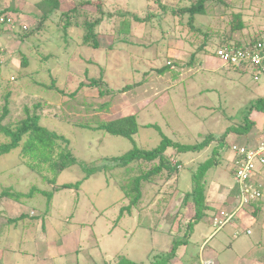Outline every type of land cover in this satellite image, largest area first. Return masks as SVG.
Masks as SVG:
<instances>
[{"label":"rangeland","instance_id":"374dc122","mask_svg":"<svg viewBox=\"0 0 264 264\" xmlns=\"http://www.w3.org/2000/svg\"><path fill=\"white\" fill-rule=\"evenodd\" d=\"M42 1L0 0V14L7 12L10 20L0 32V115L8 107L6 121L24 118V106L40 103L44 114L41 125L64 136L80 163L98 167L111 165L105 158L123 156L134 143L102 130L82 128L80 123L97 127L101 121L136 114L139 132L134 140L141 149L157 148L163 136L190 146L208 137L211 143L200 152L179 154L180 172L169 180L168 174L151 178L142 188L139 206L130 212L126 207L131 201L124 196V189L130 178L153 169L152 163L135 171H131L134 165L109 173L99 171L89 179L77 164L66 169L55 186L42 182L22 164L20 149L1 155L0 250H5L6 241L14 246L20 243L22 252L34 247L33 234L43 224L38 238L47 239L49 248L63 242L66 251L60 256L78 250L81 264H118L122 258L136 264H199L200 247L215 227L207 216L190 224L197 206L193 197L184 202V196L193 191L194 173L210 161L201 181L206 202L207 198L217 199L226 186L236 188L232 146L245 145L247 140L234 131L245 126L246 117L255 122L252 132L264 129V113L251 110L253 104L264 100V75L258 76L252 68L223 65L206 50L192 59L204 35L195 36L189 14L183 16L178 9L198 0H91L88 5L85 2L89 0H60L61 10L36 29L43 20L37 8ZM227 1L229 9L219 1L208 2L207 14L197 16L193 25L203 33L212 30L215 36L230 37L231 43L250 42L264 27V0ZM98 2L99 6L95 5ZM73 6L79 9L71 20L79 15L80 28L66 32L62 14ZM125 12L130 18L132 14L141 18L151 15V20L139 23L132 18L131 30L126 33L120 15ZM231 12L240 13L244 23V28L234 33L228 25ZM100 16L103 22L95 28L100 46L94 48L92 41H83L85 22ZM32 30L35 33L26 36ZM218 41L213 38L208 48ZM198 58L202 60L197 62ZM92 78L100 85L85 86L70 97L81 82L90 84ZM105 90L107 94L102 95L100 91ZM148 125H158L160 130ZM248 138L251 140L250 135ZM8 141L0 133V145ZM168 152L174 154L175 150ZM262 170L258 166V173ZM79 182V188L57 190ZM46 193H54L52 199ZM181 207L182 227L170 234ZM246 208L238 211L239 216ZM8 222L20 224L16 228ZM252 230L254 235L242 232L240 237L250 241L255 236ZM219 232L210 246L224 236L225 231ZM238 246L233 248H242ZM152 249L155 252L151 253ZM22 252H14L16 264H30L23 263L26 257ZM233 259L231 250L220 257L224 264H233Z\"/></svg>","mask_w":264,"mask_h":264},{"label":"trees","instance_id":"16d2710c","mask_svg":"<svg viewBox=\"0 0 264 264\" xmlns=\"http://www.w3.org/2000/svg\"><path fill=\"white\" fill-rule=\"evenodd\" d=\"M219 1L222 4L226 5V9H229V2L227 0H198L195 5H192L188 8H180L178 11H180L181 15L185 16L186 14H189V19L191 21V27L193 29L192 33H195V36H198V33H201L204 35L203 42L198 44V47L196 48V51L194 54H192V59L196 58L195 53H200L205 51L206 54L211 53L212 55L216 54V49L218 46H225L228 45L230 37H222L221 36H215V33L212 30H209L210 32L203 33L201 30H199L197 27L193 25L194 20H196V17L199 15H206L207 14V3L208 2H215ZM93 1L89 0L86 1L85 4H91ZM63 3L60 0H44L41 3L37 4V8L39 9V12L42 13L41 16L43 20L38 23V27L36 29H39L40 25L44 23L46 20L51 18L53 15H55L58 11L61 10V6ZM95 5L99 6V2L95 3ZM83 6V5H82ZM161 6V5H160ZM70 7V5L68 6ZM78 7L73 6L71 8H68L67 11L63 12L62 18L65 20V24L63 25L64 31H69L70 28H80L81 21L79 20V15H77L75 20H71V17L74 13L78 12ZM161 9L165 10L164 6H161ZM16 11L17 10H12ZM19 12V11H18ZM101 14H104L103 10H101ZM122 17H124L123 23H122V31L129 33L131 30V21L134 19L136 22L139 23H146L151 20V15L146 16L144 18H141L137 14H132V18L129 17V14L127 12L120 14ZM230 19L228 22V25L231 28V32L234 33L238 30H242L244 28L243 23V17L240 13H229ZM0 16H6L7 12H2ZM91 18V17H90ZM103 16L98 17L97 19H88V21L85 22V34L83 37V41L85 43H91L93 44L94 48H99V40L97 38V33L95 32V28H97L102 22H103ZM24 20L26 18L24 17ZM24 22L22 24L20 23V26L22 28ZM27 29V28H25ZM261 30H259V36L257 35L254 37L251 42L255 43L258 41L261 36L264 33V27H260ZM2 32V30L0 31ZM33 33H35V30H32L26 36H30ZM219 35V34H218ZM213 38H219L218 45L215 44L214 48H208V46L211 45L210 42H212ZM236 44V46H242L241 41H235L233 42ZM195 44V43H193ZM217 47V48H216ZM209 52V53H208ZM216 56V55H215ZM198 57V56H197ZM202 59L198 58L197 62H200ZM233 68H238L236 66H231ZM169 68V67H167ZM167 68H164L163 70H166ZM162 70V71H163ZM100 81L96 80L94 78L91 79L90 84H85L81 82L78 89L70 95V97L77 96L78 92L81 88L85 86H98L100 85ZM63 92V91H62ZM102 95L107 94V91H100ZM65 94V92H63ZM72 99V98H71ZM25 110V117L20 118L17 121H13V119L10 117L7 121V117L10 115V109L8 107H5L3 110V114L0 115V133L4 134L8 138L7 143H3L0 145V156L7 154L13 150L20 149V157L21 162L23 165H26L32 172L36 173L40 179L45 182L52 185L57 184V179L59 176L69 167L75 166L79 164L81 168L83 169L85 173V179H89L93 174L97 172H107L115 170L117 168H126L131 167V171L135 170H141L143 165H149L152 163L155 165L152 167L150 171L147 173H144L142 175H137L135 177L130 178L129 186L124 189V196L126 198L130 199L131 203L130 206L126 207V210L129 212L136 206H139V203L142 199V188L145 186L148 182H151V178L154 176H163L167 175L166 179L169 180L173 175H176L180 172V169H182V164L179 158V154H184L187 152H200L205 149L207 145L211 143L210 137H208L203 142L190 146V145H184L179 142H175L171 139H169L166 136H163V140L161 144L152 150H144L139 148L136 145V142L134 140V137L139 132V124L137 121V115L136 114H129V115H123L115 120H109V121H101L97 123V127H92L88 123H80L79 126L82 128H89V129H96V130H102L106 133L112 135V136H118L130 139L134 143V148L124 154L120 157H109L105 158L106 160L111 162V165H107L104 167H98V166H89L88 164H82L78 161L76 157L72 154L70 147L68 148L69 141L64 137L56 134L55 132L45 128L41 125V120L44 116V114L41 112L42 107L40 103H37L33 105L32 107H29L28 105L24 106ZM251 110H257L264 113V100H260L257 103L253 104L251 106ZM249 113V112H248ZM245 126L237 128L234 133L237 137L245 136L246 140L249 142L250 139L248 138L249 135L252 139V130L254 128L255 122L249 121V119L245 118ZM149 127H155L156 129L160 130L158 125H148ZM223 144V143H222ZM65 145V146H64ZM221 147H224L221 145ZM170 148H174L175 153L171 154L168 152ZM173 159H176V162L173 163ZM211 161L206 164L204 167H200L197 172L194 173V179L196 181V184L193 191L187 195L184 196V202L189 198L193 197V201L196 204V215L194 217V221H191L190 224L197 223L198 221L202 220L203 217L206 215L205 209L207 208L206 205V192L205 187L203 185L202 178L204 173L207 172V167L211 166ZM233 173V172H232ZM81 185V182L77 183L76 185H63L61 188H58L57 190L61 189H74L79 188ZM55 190V192L57 191ZM8 194V193H5ZM10 195V194H9ZM46 195L49 197V199H52L54 193H46ZM188 203V201H187ZM190 203V202H189ZM184 218V211L183 207L179 208L177 211V215L171 224V230L170 234H176L174 233V230L177 228H180V224ZM191 226H189L190 228ZM185 241V240H184ZM164 261V260H162ZM161 261V262H162ZM108 264V263H106ZM118 264H136L134 262H131L129 260H126L125 258H122L121 261ZM157 264V263H152ZM161 264V263H159Z\"/></svg>","mask_w":264,"mask_h":264},{"label":"crops","instance_id":"0c3cea01","mask_svg":"<svg viewBox=\"0 0 264 264\" xmlns=\"http://www.w3.org/2000/svg\"><path fill=\"white\" fill-rule=\"evenodd\" d=\"M9 10H17V8H11ZM254 180L261 182L264 181L263 170L262 172L256 174ZM238 195L239 190L238 186L236 185V188L234 186H226V189L220 192L217 199L212 200L213 202L207 198L206 209L209 214L206 212L205 216L209 217L211 222V220L213 221V218L219 215L221 212L236 211L238 209ZM239 210H237V213ZM237 213L236 219L232 224L225 226L224 229L222 228L223 230H216L215 228V231L211 232L205 238L200 247L198 257L199 264H206V262H211V264H214V262H216V264H224V262H221L220 257L230 250L233 251L235 256V259H233L232 262L233 264H264V198L248 206V208L244 210L242 215L239 216L240 213ZM19 224L20 223L16 225L8 222L7 225H9L10 227L16 225L17 228ZM41 228H43V224L42 226L37 227L33 234L34 247H29V249L24 252H22V245L20 243H17L14 246V244H12L11 242L6 241V243H4L5 250H0V263L2 264L3 262L4 264H16L15 259L17 258V256H15L14 252H22L26 257L23 260V263H25L26 261H30V264H55L54 262L58 261L57 264H81L79 256L80 253L76 249L75 251L69 252L66 255L60 256L66 251L63 250V242L60 246L56 245L58 243H54V245H51V247L49 248L47 239L38 238V231ZM252 229H255V236L250 239V241H245L240 237L242 236V232H245V234L249 236L254 235V231ZM219 231H225L224 236L221 237V239L215 246H210L215 237L219 235ZM28 241H31V239H29ZM77 245L78 243H76L75 246ZM156 245V250H158L159 252L158 243ZM234 245L242 246V248L234 249ZM243 246H248V248L243 249ZM152 250L153 251L151 253L155 252V249ZM164 250L165 249H163V251Z\"/></svg>","mask_w":264,"mask_h":264},{"label":"built area","instance_id":"2783aa9c","mask_svg":"<svg viewBox=\"0 0 264 264\" xmlns=\"http://www.w3.org/2000/svg\"><path fill=\"white\" fill-rule=\"evenodd\" d=\"M6 16H0V31L7 22ZM8 26V25H7ZM6 29V28H5ZM236 46L229 42L228 45L216 49V57L226 66H236L243 70L254 69L258 76L264 75V35L255 43L242 42ZM234 157L232 159L233 174L238 186L237 210L250 206L264 198V181H255L258 166L264 168V129L252 132V139L245 145L232 146ZM237 210L234 212H221L213 218L216 230H221L232 224L236 219ZM211 264V262H207Z\"/></svg>","mask_w":264,"mask_h":264}]
</instances>
